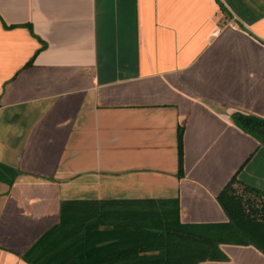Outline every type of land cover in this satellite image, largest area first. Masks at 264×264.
<instances>
[{
	"label": "crops",
	"instance_id": "0c3cea01",
	"mask_svg": "<svg viewBox=\"0 0 264 264\" xmlns=\"http://www.w3.org/2000/svg\"><path fill=\"white\" fill-rule=\"evenodd\" d=\"M220 1L0 0V264H31L65 199L178 198L203 223L233 175L264 191L233 117L264 119V0ZM219 246L197 264H264Z\"/></svg>",
	"mask_w": 264,
	"mask_h": 264
},
{
	"label": "trees",
	"instance_id": "16d2710c",
	"mask_svg": "<svg viewBox=\"0 0 264 264\" xmlns=\"http://www.w3.org/2000/svg\"><path fill=\"white\" fill-rule=\"evenodd\" d=\"M228 14L225 5L216 0ZM264 143V119L234 113ZM182 172V134L177 136ZM227 219L184 222L178 198L65 199L60 220L25 253L31 264H197L223 259L219 244H253L264 252V191L233 175L217 194Z\"/></svg>",
	"mask_w": 264,
	"mask_h": 264
}]
</instances>
